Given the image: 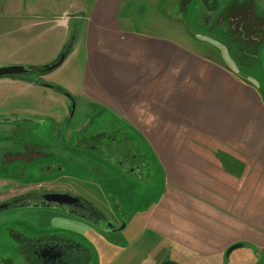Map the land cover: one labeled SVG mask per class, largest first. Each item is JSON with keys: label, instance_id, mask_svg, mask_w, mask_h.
<instances>
[{"label": "crops", "instance_id": "obj_1", "mask_svg": "<svg viewBox=\"0 0 264 264\" xmlns=\"http://www.w3.org/2000/svg\"><path fill=\"white\" fill-rule=\"evenodd\" d=\"M120 2L95 0L88 10L80 90L129 123L161 168L166 190L147 227L200 263L222 264L230 245L264 249V110L182 41L123 27Z\"/></svg>", "mask_w": 264, "mask_h": 264}, {"label": "rangeland", "instance_id": "obj_2", "mask_svg": "<svg viewBox=\"0 0 264 264\" xmlns=\"http://www.w3.org/2000/svg\"><path fill=\"white\" fill-rule=\"evenodd\" d=\"M94 1L23 0L24 7L10 11L2 8L4 4L0 0V66L20 64L40 67L54 61L68 45L71 49L62 64L49 73L40 75L32 72L18 77L0 78V118L13 114L22 116L23 108L29 106L69 107V99L51 88V86H58L72 95L75 102L72 127H78L87 118H94V122L99 118L115 119L110 109L84 96L80 90L85 72V59L83 48L78 45L84 33L85 17L88 16V10ZM201 11L200 0H121L118 20L123 27L136 30L141 34L162 35L182 41L188 49H197L202 54L211 55L217 61L227 65L230 63L229 51L221 40L222 33H212L203 27ZM258 51L256 59L250 61L241 59L236 72L245 82L260 92L264 101V43ZM10 79L18 80L20 84L13 85ZM29 80L36 84L23 85ZM244 112V115L248 116L257 115L254 108H248ZM35 117L39 118V116ZM116 119L115 122H117ZM117 124L128 129L120 122ZM128 133H130L129 129ZM133 133V138L140 137ZM20 136L17 134L7 141L0 136V154L5 147L15 150ZM28 141L31 140L28 139ZM77 154L75 158L78 157ZM150 158L152 160L151 178L144 190L139 188L140 185H136L135 188L123 187L119 177L116 180L111 179L106 171L96 169L94 166L87 168L79 165L75 159L66 165L70 178L76 180L72 185L74 189L85 193L87 198L101 204L106 210L110 207L108 203L111 196L115 199L119 196L123 198L122 206L114 200L117 208H123V216L116 220L119 227L124 224L119 231L121 241L112 244L102 239L89 227L82 233L78 231L74 233L71 227L63 225L57 218H50L49 213H43L42 218L49 222L44 226L48 228V233L54 230L81 242L90 253L87 264H150L152 258L158 256V251L151 252L153 250L150 251L149 247L153 249L160 243L157 236L151 233L150 228L145 230L147 222L145 217L153 201L160 195L164 184L161 168L157 163H153L152 157ZM29 173H31L30 167H25L22 162H16L15 165L7 168L0 165V177L9 179L8 183L0 186V199L20 191L18 189L7 192L28 181ZM78 181L81 182L77 183ZM131 191L133 192L129 194ZM35 215L41 217L32 210L26 209L0 212V264H7L2 259H10L12 264H21L15 239L9 231L10 229L24 231L30 228L31 232H35L33 227L38 226L34 221ZM56 228L64 230L55 231ZM40 233L43 232L40 231Z\"/></svg>", "mask_w": 264, "mask_h": 264}, {"label": "flooded vegetation", "instance_id": "obj_3", "mask_svg": "<svg viewBox=\"0 0 264 264\" xmlns=\"http://www.w3.org/2000/svg\"><path fill=\"white\" fill-rule=\"evenodd\" d=\"M200 1L202 4L201 24L209 32L222 33L223 38L221 40L226 44L225 48L229 51L228 59L230 63L223 64L214 59L213 56L204 55L197 49H193V52L211 70L223 71L231 85L247 91V104L249 106L264 110V101L260 92L254 86L245 82L236 72L240 60L250 61L256 59L259 53L258 50L261 44L264 43V0ZM33 72L40 75L44 73L42 70H34ZM29 82H32V80H29ZM52 87L55 90L58 88L62 94L65 93L60 89L61 87ZM69 101V107L29 106L23 108L22 116L13 114L0 118V136L3 140L7 141L17 134L21 135L16 142L17 147L15 150L6 147L4 151L2 150L0 165L7 168L15 165L16 162H22L25 167L31 169L28 181L7 192L18 189L20 191L0 199V203L28 193L61 192L62 194H70L79 199L64 196L63 201L66 205L65 209L75 212V215L69 211L41 205L18 209L32 210L40 216L43 213H49L50 218H57L63 225L71 227L70 229L74 233L76 231L82 233L84 229L89 227L102 239L115 244V242L121 241L122 237L119 231L124 226L123 224L119 227L120 225L117 224L116 220L123 216V208H117L115 201L122 206L123 198L119 196L115 199L114 196H111L108 203L110 207L106 210L101 204L87 198L85 193L74 189L72 185L76 180L70 178L66 165L72 159H75L79 165L87 168L94 166L96 169L106 171L111 179L115 178L116 180L119 177L123 187L135 188L136 185H140L139 188L144 190L151 178L150 164L152 160L149 157H152L153 163L156 164V161L143 137L113 111H111L113 113L111 114L115 119L117 118V122L114 118H99L96 122H94V118H87L78 127H72L73 114H71V100L69 99ZM95 115L100 116L99 114ZM35 116H39V118ZM119 122L125 125L131 134L128 133V129L119 126L117 124ZM133 132L140 137L133 138ZM28 139L31 141H28ZM9 143L11 142L9 141ZM76 154L78 157L75 158ZM221 155L217 152V157L221 159L223 164L227 159H230L229 156L224 158ZM230 161L232 160L230 159ZM8 181V178L0 177V186L5 185ZM79 182L81 181L77 183ZM82 184L84 185L83 182ZM165 190L164 182L160 195L153 201L151 209L160 201ZM83 200L91 202L97 210L88 208ZM147 217L148 215L145 217L146 220ZM34 221L38 224L37 227H33L35 232H31L30 228L24 229V231L15 229L9 231L15 239L21 264H87L89 262L90 253L88 248L78 242L77 239L54 232V230L48 233V228L44 226L48 225L49 222L45 221L42 216L35 215ZM68 227L63 228L67 229ZM64 229L56 228L55 231H63ZM146 229H149L147 223L145 224ZM40 231L43 233H40ZM237 245L230 251L229 248L233 245L227 247L224 252L226 260L222 264H246V260L252 258L257 259L253 264H264L263 248L248 246L246 247L247 250H240L244 246L242 244ZM177 246L160 244L159 246L155 245L153 249L149 247L150 251L153 250L151 252L156 250V253L158 251V256H154L150 264H161L165 261L172 264L211 263L209 261L202 263L195 261L191 257L193 253L176 250ZM233 253L234 256H232ZM231 257L233 258L231 259ZM4 260L8 264H12L10 259H2V261ZM212 263L215 264V262Z\"/></svg>", "mask_w": 264, "mask_h": 264}, {"label": "water", "instance_id": "obj_4", "mask_svg": "<svg viewBox=\"0 0 264 264\" xmlns=\"http://www.w3.org/2000/svg\"><path fill=\"white\" fill-rule=\"evenodd\" d=\"M70 50H71L70 46L68 45V47L64 48L61 51V53L59 54V56L54 61H52L51 63H49L47 65H43V66H40L37 68H32L30 66H24V65H20V64L1 65L0 66V78L16 77V76L18 77V76L26 75L28 73H32L34 70H39V71L42 70L44 73H49L62 64V62L64 61L66 56L69 54ZM51 88H54V87L51 86ZM56 90L58 92H61L58 88H56ZM62 91H64L65 93H63V94L65 96H67L68 99L71 100V114H73L74 108H75V102L73 100V97L66 90H62ZM64 196L68 197V198L72 197V198L79 199V198L72 196L70 194H62L61 192H44V193H40V194L28 193V194L13 197V198H10L8 200L1 202L0 203V212L5 211V210H10V209H18L21 207H29V206L33 207V206L41 205V206H45V207H55V208H58L61 210L69 211L71 214L75 215L76 214L75 212L68 210V209H65L66 205L63 201ZM83 201H84L85 205L88 206V208H93V209L97 210V208L91 202L86 201V200H83ZM237 246L238 245L231 246L229 248V251L232 250L233 248L237 247ZM4 262L6 263V260H4ZM161 264H172V263L165 261Z\"/></svg>", "mask_w": 264, "mask_h": 264}, {"label": "trees", "instance_id": "obj_5", "mask_svg": "<svg viewBox=\"0 0 264 264\" xmlns=\"http://www.w3.org/2000/svg\"><path fill=\"white\" fill-rule=\"evenodd\" d=\"M30 67H32V68H37V66H30ZM62 90H64L63 88H61Z\"/></svg>", "mask_w": 264, "mask_h": 264}]
</instances>
